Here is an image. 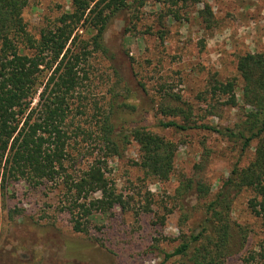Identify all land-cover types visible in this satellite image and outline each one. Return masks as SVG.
Instances as JSON below:
<instances>
[{
	"label": "trees",
	"instance_id": "1",
	"mask_svg": "<svg viewBox=\"0 0 264 264\" xmlns=\"http://www.w3.org/2000/svg\"><path fill=\"white\" fill-rule=\"evenodd\" d=\"M148 1L71 0L70 10L35 35L23 15L30 0H0V190L5 193L19 181L35 189L60 186L65 191L63 210L77 233L87 235L100 228V217L127 209L129 199L108 172L110 159L122 157L133 141L138 145L135 165L146 176L167 181L175 170L176 142L146 127L121 123V109L128 106L121 93L110 90L104 100L92 94V58L109 53L104 36L112 18L126 9L137 11ZM153 1L170 4L166 14L181 20L180 8L204 0ZM198 18L207 29L216 26L208 2ZM159 33L164 40V31ZM236 68L241 86L238 77L222 80L217 72L208 81L215 102L211 114L217 105L237 108L233 124L196 119L194 107L178 105L180 95H171L177 104L160 105L167 118L159 121L164 128L219 134L234 144L240 157L254 149L246 165L240 159L232 165L217 192L202 178L193 186L188 180L184 192L195 187L204 202L202 217L189 233L181 228L179 243L172 252L161 251L160 264H226L242 250L248 251L244 262L264 264V53L239 55ZM243 192L250 195L247 207L259 221L258 233L232 222L234 202ZM150 204L147 198L144 212L152 211ZM164 208L165 214L155 216L156 225H164L173 212Z\"/></svg>",
	"mask_w": 264,
	"mask_h": 264
},
{
	"label": "rangeland",
	"instance_id": "2",
	"mask_svg": "<svg viewBox=\"0 0 264 264\" xmlns=\"http://www.w3.org/2000/svg\"><path fill=\"white\" fill-rule=\"evenodd\" d=\"M208 2L215 13L216 26L207 29L198 10ZM71 0H30L24 10L29 30L38 35L70 10ZM172 6L149 0L139 10H123L112 18L104 36L110 50L92 58V94L104 100L109 91L121 93L123 105L119 121L140 126L178 144L175 170L167 181L148 177L137 165L138 145L131 143L122 157L110 159L109 176L117 190L129 199L127 209L99 218V227L89 234L73 230L63 210L65 191L46 184L31 188L23 181L0 190V264H160L161 251L172 252L185 233L202 217L195 187L184 192L188 180H205L217 192L232 165H246L254 149L240 157L225 137L202 129L185 131L160 126V105H174L171 95H180L178 105L194 107V117L205 123L230 125L237 121V108L218 106L208 92L211 73L222 80L241 78L236 68L245 52L264 53V0H204L180 5L181 20L166 12ZM164 31V40L160 38ZM129 92H128V91ZM241 98V91H237ZM37 102V99L34 103ZM180 121V118H172ZM151 194V196L148 195ZM248 192L236 198L231 219L259 232V221L247 207ZM149 198L151 212L142 206ZM173 212L164 225H156V215ZM189 215L179 226L184 215ZM256 243V238L253 244ZM252 246H248L250 249ZM242 250L226 264L244 262ZM170 262H168L169 264Z\"/></svg>",
	"mask_w": 264,
	"mask_h": 264
}]
</instances>
